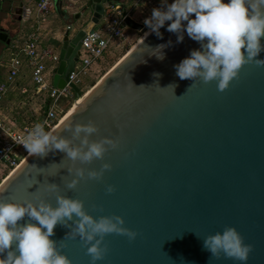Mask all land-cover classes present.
<instances>
[{"label":"water","instance_id":"1","mask_svg":"<svg viewBox=\"0 0 264 264\" xmlns=\"http://www.w3.org/2000/svg\"><path fill=\"white\" fill-rule=\"evenodd\" d=\"M79 2L81 11L72 16ZM113 2L119 0H56L54 7L70 26L89 13L93 33ZM125 25L141 34L148 31L129 17ZM166 29L167 23L160 29L163 39L150 32L84 96L70 84L81 101L52 132L71 139L67 127L93 121L98 132L91 141L118 140L119 147L109 149L102 160L76 162V167L95 171L109 164L102 179L85 178L68 189L66 183L74 178L68 172L72 161L59 151L44 158L30 154L0 184V201L36 202L41 196L55 208V194L44 191L47 183H55L61 195L83 201L94 218L122 217L137 238L105 236L102 246L108 251L97 264H239L214 259L203 247L206 237L226 227L235 228L252 246L247 264H264V67L244 65L224 91L216 81L181 80L174 65L200 44L186 33L183 42L176 43V35ZM84 36V29L74 36L66 31L52 77L54 88L62 90L68 83ZM0 41L9 44L3 32ZM168 41L172 45L164 50L163 61L150 57L151 50L142 46L154 48ZM258 58L264 59V52ZM29 182L36 185L28 189ZM108 186L114 188L112 193ZM77 219L67 221V228L58 224L50 239L65 245L62 253L72 264H90L79 237L65 238Z\"/></svg>","mask_w":264,"mask_h":264},{"label":"clouds","instance_id":"2","mask_svg":"<svg viewBox=\"0 0 264 264\" xmlns=\"http://www.w3.org/2000/svg\"><path fill=\"white\" fill-rule=\"evenodd\" d=\"M176 35V43H182L185 33L200 44L199 49L190 51L188 57L174 65L176 75L181 80L203 83L217 82L219 91L226 90L246 64L255 63L264 67V59H259L264 52L261 38L264 37V0H171L161 7H155L150 17L143 24L163 39L160 29ZM172 45L160 44L153 47L150 57L158 61L165 59L164 50ZM243 49V51H242ZM159 77V74H154ZM140 87H144L141 85ZM72 133L71 139L46 131L44 125L36 124L28 133L23 147L35 156L44 158L49 153H63L72 166L69 174L74 177L66 183L68 189H75L81 180H101L105 170L111 166L103 164L100 171L76 167L90 164L96 159H103L109 149L119 147L118 140L104 138L91 141L90 137L98 132L95 122L73 124L67 127ZM79 141V144L74 143ZM36 167V166H35ZM43 172L42 168H38ZM29 182L28 189L32 188ZM44 191L55 194L56 207H52L44 198L37 196L36 202L24 199L23 202L0 201V264H72L62 253L63 243L50 239L54 228L59 224L68 227L67 221L78 218L75 227L65 238L79 239L87 248L90 264L102 261L108 251L103 245L109 234L123 235L134 241L138 233L124 227L125 221L120 216H101L98 219L89 215L83 201L61 195L59 185L47 183ZM114 188L107 187L112 193ZM27 217V220L25 218ZM23 221V223H20ZM203 247L214 259H231L239 264H247L252 246L245 244L235 228L226 227L203 240Z\"/></svg>","mask_w":264,"mask_h":264},{"label":"built area","instance_id":"3","mask_svg":"<svg viewBox=\"0 0 264 264\" xmlns=\"http://www.w3.org/2000/svg\"><path fill=\"white\" fill-rule=\"evenodd\" d=\"M56 0H38L36 7L35 24L44 21L45 16L53 9ZM171 0H119L107 6L105 15L100 21V28L90 32L94 25L91 16L87 24L78 29L68 26L71 36L79 30H85V36L81 41L78 51L77 62L69 76L65 88L58 90L52 86V77L59 64V56L52 55L42 45L39 29H31L25 37L11 43V57L7 63L8 75L0 84V105L23 69L30 71L34 94L30 97L35 99L34 108L29 116L23 114V120L19 125L13 123V119L4 116L0 109V177L10 175L30 154L23 147L28 133L36 124H42L46 131H52L62 120L64 102L75 97L70 84L81 89L84 80L89 76L103 57L114 48L121 40L126 38L125 19L134 20L150 17L155 7H161ZM136 21V20H134ZM142 25V20L136 21ZM142 22V23H141ZM23 95L28 90L22 91Z\"/></svg>","mask_w":264,"mask_h":264},{"label":"crops","instance_id":"4","mask_svg":"<svg viewBox=\"0 0 264 264\" xmlns=\"http://www.w3.org/2000/svg\"><path fill=\"white\" fill-rule=\"evenodd\" d=\"M37 1L0 0V32L5 33L9 40L8 45L0 41V84L5 81L8 75L7 63L11 57V43L25 37L32 28L39 29L42 45L49 53L60 55L62 42L70 24L63 17L57 15L55 7L45 16L44 21L38 25L35 24ZM18 11H22V13L18 14ZM70 13L74 12L70 11ZM144 19H140L139 15L134 17L136 21L142 20L143 22ZM79 27L75 26V29ZM24 89L28 90V94H22ZM33 94L34 85L31 81L30 71L23 69L0 105L4 116L13 119V123L19 125L23 120V114L26 116L31 114V112L25 111L34 105L35 99L30 100Z\"/></svg>","mask_w":264,"mask_h":264},{"label":"rangeland","instance_id":"5","mask_svg":"<svg viewBox=\"0 0 264 264\" xmlns=\"http://www.w3.org/2000/svg\"><path fill=\"white\" fill-rule=\"evenodd\" d=\"M82 9V3H77L73 8V12L71 15H76ZM90 19L89 13L82 14L81 18L78 21L73 22V27L75 26L84 27ZM142 23V22H141ZM145 26V25H144ZM146 27V26H145ZM148 29V28H147ZM149 30V29H148ZM126 38L121 40L118 44L114 46L113 49L108 52L103 59L94 66L93 70L90 72L89 76L84 80V83L81 87V97L84 96L91 88L103 77L105 76L128 52L129 50L136 44V42L142 37L141 33L132 31L128 28L124 30ZM8 49V48H7ZM9 54V53H8ZM79 100L78 97H74L71 100H68L63 103L62 109L64 110V114H67L73 105ZM41 104L36 106H31V108L27 109L25 112H32L34 108L40 107ZM8 175L0 177V184L6 179Z\"/></svg>","mask_w":264,"mask_h":264},{"label":"bare ground","instance_id":"6","mask_svg":"<svg viewBox=\"0 0 264 264\" xmlns=\"http://www.w3.org/2000/svg\"><path fill=\"white\" fill-rule=\"evenodd\" d=\"M150 33V30H148L145 34H142L141 36V38L136 42V44L131 48V50L135 47V46H137L143 39H144V37H146L148 34ZM101 80V79H100ZM99 80V81H100ZM89 92V91H88ZM80 101H81V99H79L74 105H73V107L71 108V110L67 113V114H65L64 116H63V118H62V120H61V123L74 111V109L77 107V105H78V103H80Z\"/></svg>","mask_w":264,"mask_h":264}]
</instances>
